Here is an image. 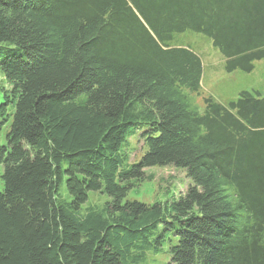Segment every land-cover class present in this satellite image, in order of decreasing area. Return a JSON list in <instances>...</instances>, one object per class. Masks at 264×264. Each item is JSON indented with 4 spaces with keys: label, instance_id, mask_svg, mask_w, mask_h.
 Instances as JSON below:
<instances>
[{
    "label": "trees",
    "instance_id": "obj_1",
    "mask_svg": "<svg viewBox=\"0 0 264 264\" xmlns=\"http://www.w3.org/2000/svg\"><path fill=\"white\" fill-rule=\"evenodd\" d=\"M186 33L252 72L264 0H0V264H144L167 242L170 264H264V97L201 113ZM170 166L184 195L127 200ZM91 193L110 201L83 211Z\"/></svg>",
    "mask_w": 264,
    "mask_h": 264
},
{
    "label": "rangeland",
    "instance_id": "obj_2",
    "mask_svg": "<svg viewBox=\"0 0 264 264\" xmlns=\"http://www.w3.org/2000/svg\"><path fill=\"white\" fill-rule=\"evenodd\" d=\"M179 41L190 47L202 59L204 74L199 97H196L201 113L204 111V98L211 97L221 104L228 105L236 101L243 91L255 95L258 93L264 97V59L255 63L252 72L238 70L228 72L225 58L206 36L200 33H186L179 38ZM128 148V152H131V163L139 160L146 152L141 149L142 142L137 137L129 139ZM2 173L3 168L0 164V192L4 190ZM145 174L146 179L134 184V189L130 191L127 200L146 204L164 202L184 195L191 185L185 171L173 166L149 168L145 170ZM62 185L59 193L60 201L68 202L70 196L65 185ZM109 201L110 198L102 193H91L83 211L90 208L101 209ZM172 243H175V240H172ZM170 244V242L165 243L159 253H148L144 264H170V256L167 254Z\"/></svg>",
    "mask_w": 264,
    "mask_h": 264
}]
</instances>
